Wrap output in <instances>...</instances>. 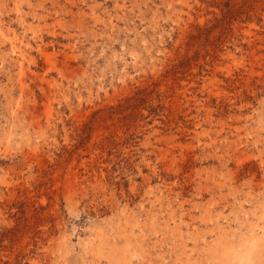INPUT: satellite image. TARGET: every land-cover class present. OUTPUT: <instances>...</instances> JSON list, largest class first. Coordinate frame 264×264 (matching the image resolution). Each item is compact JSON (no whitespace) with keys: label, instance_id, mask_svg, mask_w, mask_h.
Returning <instances> with one entry per match:
<instances>
[{"label":"rangeland","instance_id":"obj_1","mask_svg":"<svg viewBox=\"0 0 264 264\" xmlns=\"http://www.w3.org/2000/svg\"><path fill=\"white\" fill-rule=\"evenodd\" d=\"M226 249L264 264V0H0V264Z\"/></svg>","mask_w":264,"mask_h":264},{"label":"bare ground","instance_id":"obj_2","mask_svg":"<svg viewBox=\"0 0 264 264\" xmlns=\"http://www.w3.org/2000/svg\"><path fill=\"white\" fill-rule=\"evenodd\" d=\"M225 246V245H224ZM233 246V245H232ZM228 247V246H227ZM236 248V247H235ZM111 251V250H110ZM258 252V251H257ZM108 253V252H107ZM235 253V252H234ZM233 252H232V250H229V249H226L225 251H224V253H223V255H222V258H220V259H223V261L222 262H225V263H221V264H235V261H236V254H234ZM115 254H116V252H115ZM125 254V253H124ZM220 254V253H219ZM222 254V253H221ZM220 254V255H221ZM249 254H251V252L249 253ZM253 255V254H252ZM120 256H123V255H121L120 254ZM250 256V255H249ZM108 257V256H107ZM115 257V256H114ZM218 257V256H217ZM257 257V256H256ZM119 258V257H118ZM127 258V257H126ZM125 258V259H126ZM116 259H117V257H116ZM125 259H124V262H126L125 261ZM120 260V259H119ZM129 260V259H128ZM115 261V260H114ZM252 261V260H251ZM227 262V263H226ZM253 262V261H252ZM114 263H116V262H114ZM239 263V262H238ZM123 264V263H122ZM124 264H126V263H124Z\"/></svg>","mask_w":264,"mask_h":264}]
</instances>
